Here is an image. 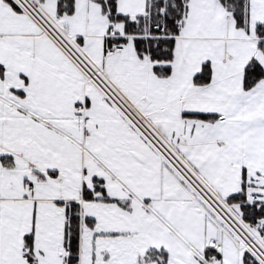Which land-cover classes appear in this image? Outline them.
I'll return each instance as SVG.
<instances>
[{
    "label": "snow or ice",
    "instance_id": "snow-or-ice-1",
    "mask_svg": "<svg viewBox=\"0 0 264 264\" xmlns=\"http://www.w3.org/2000/svg\"><path fill=\"white\" fill-rule=\"evenodd\" d=\"M0 264H264V0H0Z\"/></svg>",
    "mask_w": 264,
    "mask_h": 264
}]
</instances>
